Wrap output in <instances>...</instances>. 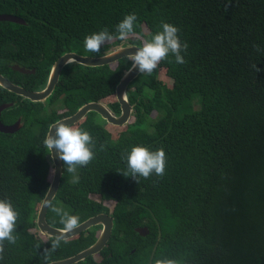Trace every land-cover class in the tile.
Here are the masks:
<instances>
[{"label": "trees", "instance_id": "obj_1", "mask_svg": "<svg viewBox=\"0 0 264 264\" xmlns=\"http://www.w3.org/2000/svg\"><path fill=\"white\" fill-rule=\"evenodd\" d=\"M0 14L26 22L0 21V73L32 91L45 88L66 53L101 56L131 42L133 37L105 44L100 55L84 48L86 36L105 28L115 34L129 14L137 16L134 31L143 39L150 40L163 21L188 44L184 64L169 54L151 75L130 84L134 113L124 130L112 133L95 112L72 125L91 134L95 158L75 174L64 165L52 205L79 216V224L100 213L114 221L105 249L77 264H154L164 258L264 264V0H0ZM133 43L141 46V40ZM14 65L36 73H20ZM130 67L128 58L100 67L67 65L45 102L0 86V106L14 104L1 120L24 123L13 134L0 131V200H9L19 214L17 242H4L0 264H45L44 249L56 239L37 225L54 174L43 145L49 126L90 102L108 104L119 115L116 88ZM154 112L160 118L147 124ZM135 146L164 149L162 178L140 177L138 184L118 173L127 170L122 156ZM47 220L63 227L51 208ZM142 227L147 236L137 232ZM101 229L61 240L51 261L89 248Z\"/></svg>", "mask_w": 264, "mask_h": 264}, {"label": "clouds", "instance_id": "obj_2", "mask_svg": "<svg viewBox=\"0 0 264 264\" xmlns=\"http://www.w3.org/2000/svg\"><path fill=\"white\" fill-rule=\"evenodd\" d=\"M136 21L137 16L129 14L116 26L115 34L109 33L108 29L105 28L98 33L86 36L84 39L85 51L100 55L103 45L116 40L123 42L130 37H135L141 40V46L137 48L134 54L128 56V60L131 62L129 72L138 70L143 76L151 75L161 61L168 60L169 54L174 55L176 64L185 63L181 53L187 51L188 44L181 43L177 27L162 21L161 30L157 31L150 40H145L134 31ZM256 51H261L259 46H256ZM171 62L169 60V63ZM251 67L256 73L261 71L256 64ZM49 127L50 131L46 134L43 145L51 154L53 149L56 150L58 158L66 166L67 173L75 174L78 168L88 166L95 158L93 151L95 142L88 131L69 126L64 122H57ZM53 129H55L54 135ZM105 147L102 145L101 151L105 150ZM122 159L126 161L127 170L118 171V173L125 177L134 178L138 184L140 177L147 179L155 174L162 178L165 174L166 154L163 148L153 152L146 147L135 146L130 153L123 155ZM46 206L50 207L51 211L60 217L59 222L63 225L59 230L61 235L52 242L51 248L44 249L45 264H54L51 261V254L60 247L61 240L67 242L65 236L78 228L80 218L53 206L50 201L46 202ZM18 215L9 200H0V260L3 259L5 251L4 242L7 241L9 244L17 242V236L14 235V232L16 231ZM154 264H176V261L168 258L156 259Z\"/></svg>", "mask_w": 264, "mask_h": 264}, {"label": "water", "instance_id": "obj_3", "mask_svg": "<svg viewBox=\"0 0 264 264\" xmlns=\"http://www.w3.org/2000/svg\"><path fill=\"white\" fill-rule=\"evenodd\" d=\"M0 21H10L19 24L26 23L24 19L11 14H0ZM137 40L138 39H136L135 37L131 38V41ZM138 47L139 46L137 45L122 44L120 47L116 48L110 53L101 56L82 55L76 52L66 53L54 63L49 75L47 85L44 89L39 91H32L25 87L17 85L1 73L0 86L32 102H45L53 94L57 84L60 81L62 71L67 65L76 63L86 67H100L115 64L122 59L128 58L129 54H134L137 51ZM13 69L23 74L36 73L35 69L30 70L19 65H14ZM140 74L141 73H139L138 70H134L132 72L127 71L120 80V83L117 85L116 96L121 107V113L119 115L116 113L114 114L105 103L90 102L83 105L74 115L63 118L57 122H64L69 126H72L84 120L89 113L95 112L109 124L115 126H126L131 120L134 113V106L130 103L128 99L129 86ZM126 93L127 95H125ZM13 105V103H10L3 104L0 106V131L3 133L13 134L20 130V128L22 127L21 119L11 125L3 123V121L1 120L3 111L12 107ZM52 131L54 135L55 129H53ZM50 155L54 165V174L46 197L44 198L40 206L37 216V225L41 234L48 237L57 238L61 235L59 231L60 228L54 227L49 224L47 220V214L50 207L46 206V202L50 201L52 204L53 200L55 199L58 193L64 173V164L58 158V154L55 149H53L52 154L50 153ZM95 226H102V229L97 241L92 246L72 257L53 261L54 264H77L86 260L90 256H95L101 253V251H103L108 245V242L110 241L113 234L114 221L113 217L110 214L100 213L87 219L83 223L79 224L78 228L73 230L71 234H67L65 236V239L68 240L77 237L83 232H86L87 230ZM136 230L142 236H147L149 234V229L147 227L137 228Z\"/></svg>", "mask_w": 264, "mask_h": 264}, {"label": "rangeland", "instance_id": "obj_4", "mask_svg": "<svg viewBox=\"0 0 264 264\" xmlns=\"http://www.w3.org/2000/svg\"><path fill=\"white\" fill-rule=\"evenodd\" d=\"M116 49V48H115ZM81 51V50H80ZM159 78L160 79H163V80H166L168 83H172V81L170 80V79H167V77L164 75V74H160V76H159ZM58 104V103H57ZM57 104H55V106H57L58 107V105ZM153 118L155 119V120H157V119H159L160 118V115L159 114H157L156 112H154L152 115H150V118H148V120L146 121L147 122V124H149L150 122H149V120L150 121H153ZM98 120V119H97ZM107 127L110 129V131L112 132V133H115V132H118V131H122V130H124L125 129V126H115V125H112V124H108L107 125Z\"/></svg>", "mask_w": 264, "mask_h": 264}, {"label": "flooded vegetation", "instance_id": "obj_5", "mask_svg": "<svg viewBox=\"0 0 264 264\" xmlns=\"http://www.w3.org/2000/svg\"><path fill=\"white\" fill-rule=\"evenodd\" d=\"M124 45H135L134 43H133V41H131V42H125V43H123ZM76 53H78V54H80L79 52H76ZM107 105V107L115 114V110H113L111 107H110V105H108V104H106ZM98 117V116H97ZM98 119L100 120V121H105V120H103L101 117H98ZM20 120V119H19ZM21 124H22V127H23V125H24V123L22 122V119H21ZM109 123H107L106 121H105V126L107 127V125H108ZM21 127V128H22ZM20 128V129H21ZM108 128V127H107ZM109 129V128H108ZM110 130V129H109Z\"/></svg>", "mask_w": 264, "mask_h": 264}]
</instances>
